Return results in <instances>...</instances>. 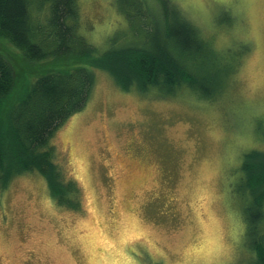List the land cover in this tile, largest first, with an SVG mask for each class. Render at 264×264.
Masks as SVG:
<instances>
[{"label":"rangeland","instance_id":"obj_1","mask_svg":"<svg viewBox=\"0 0 264 264\" xmlns=\"http://www.w3.org/2000/svg\"><path fill=\"white\" fill-rule=\"evenodd\" d=\"M173 1L230 68L222 89L159 96L92 67L86 105L51 137L78 207L55 202L37 171L13 176L0 192V264H248L234 187L243 153L264 150L262 5ZM77 2L99 51L128 29L116 0Z\"/></svg>","mask_w":264,"mask_h":264},{"label":"trees","instance_id":"obj_2","mask_svg":"<svg viewBox=\"0 0 264 264\" xmlns=\"http://www.w3.org/2000/svg\"><path fill=\"white\" fill-rule=\"evenodd\" d=\"M128 29L99 51L79 32L77 0H0V192L20 173L37 171L55 202L76 209L75 181L51 137L92 92V67L122 89L201 98L222 89L230 68L173 0H116ZM264 136V132H263ZM234 191L242 199L248 264H264V150L243 153Z\"/></svg>","mask_w":264,"mask_h":264},{"label":"snow or ice","instance_id":"obj_3","mask_svg":"<svg viewBox=\"0 0 264 264\" xmlns=\"http://www.w3.org/2000/svg\"><path fill=\"white\" fill-rule=\"evenodd\" d=\"M262 5L260 10V24H261V43L264 44V0H241V6L251 5L254 3ZM261 91L264 93V64H262L261 71Z\"/></svg>","mask_w":264,"mask_h":264}]
</instances>
